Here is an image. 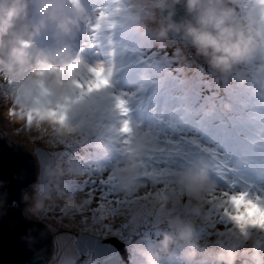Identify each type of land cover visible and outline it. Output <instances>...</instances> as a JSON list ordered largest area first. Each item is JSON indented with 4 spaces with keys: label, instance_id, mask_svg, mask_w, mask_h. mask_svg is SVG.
Here are the masks:
<instances>
[{
    "label": "rangeland",
    "instance_id": "obj_1",
    "mask_svg": "<svg viewBox=\"0 0 264 264\" xmlns=\"http://www.w3.org/2000/svg\"><path fill=\"white\" fill-rule=\"evenodd\" d=\"M82 2L89 13L88 21L82 24L83 28L81 31L83 33L88 32L86 28L90 30L87 23L89 21L95 23L100 11L112 12L117 7L121 10L112 17L116 27L102 31L104 45L109 50V54L115 53L114 56L104 55L103 53L96 55L97 51L92 50L88 45L83 46L84 51L78 52L83 58L85 66L95 67L96 65H103V71L100 73V76L106 74L110 64L114 65L111 79L99 89L94 88L89 92L90 83L88 81L93 74L85 67V72L77 77V84L79 86L73 90L79 91L83 88L91 96L101 95L107 91L115 95L135 93V96H124V99L128 100L127 107L129 108V112L127 116H121L112 102H106L99 106V108L88 107L81 109L76 116V120L72 123L83 121L86 125H89L90 129L86 134L81 135V131L78 129V132L70 139L67 137L68 134H59L57 137L52 135L56 140L72 144V147L68 150L69 155L60 158L56 155L61 150L60 146L54 147L49 142H46V138L49 140L51 136L44 135V138L41 139V132L30 131L27 128H23L20 123H15V120L8 118L7 110L12 107L13 98L18 93H23V91L16 90L15 86L7 78H0V123L4 131L13 141L31 153L36 160L35 150L39 148L43 149L46 156L48 155L47 157L51 156L53 158L54 165L59 163L64 170L62 175L49 177L43 183H39L37 177L34 183L37 186L35 194L40 196L49 194L52 197V202L46 204L43 219L38 220L36 217L27 214L26 209L31 201H28L22 207L26 217L42 222L52 235L51 254L46 264H58L57 259L61 253V247L63 248L62 252L65 251L66 247H71L73 258L68 263L60 264H100L93 260L94 254L92 252L88 256L83 257L76 250V241L82 238L83 240L87 239V236H83L84 234L91 235L97 239L115 237L117 240L123 242L129 251V264H143L139 250L149 244H158L163 234L170 232L169 220L173 218H179L183 222L191 223L194 226L198 256L192 261L187 260L184 255L187 246L178 242L173 247L172 255L165 257L164 264H217L214 260L215 253L224 247L234 248L237 251L238 258L236 264H264V230L248 226L242 231L238 224L223 215L222 210L213 209V205L207 203L208 198L218 191H247L252 198H255L257 195L264 198V182L263 185L255 183V180L258 179H263L264 181V171L253 160V153L251 151L254 147L252 146H247L249 152H229L235 158H231L233 164L229 168L232 170L225 171L224 169L227 179H224L221 175L223 180L216 179L217 174L210 170L209 162L205 156L195 155L193 157V160H198L203 165H206L205 168L208 169L206 170L207 174L213 184L212 189L199 200L186 196L183 190L172 182V177L178 172L194 170L197 166L195 162L192 160L187 167L171 169L166 176V181L170 188V199L167 205L164 206L160 221L151 220L147 223L139 221L140 226L135 231L122 229L117 236L103 231L99 224H94L91 221L89 211L95 194L83 186V182L92 177L91 169L86 165V161H89L93 166H101L108 169L109 173L114 177L116 190L121 197L134 199L138 193L149 190L141 179L143 173L141 165L145 162L148 152L157 146L158 134L170 136L172 139H178L181 135L196 137L204 135V133H198L201 130L198 131L197 124H195L197 125V132L192 131L190 127L178 128L173 125L171 120L163 124L156 115L157 111L153 110L152 106H150L151 103H147L149 95L145 96L146 93L144 91L150 89L155 84V81L161 86V89L167 87L166 84L162 85L160 80L165 75L169 60L175 72L185 74L190 71L191 74L192 71L202 76L212 86L213 92L209 98L199 105L200 108L205 110V112H202V115H208L205 119H210L217 112H222L225 116L231 115L234 108L237 107L235 103L236 99L248 104L251 101L252 104H259L256 97L258 96L257 94L261 93V89L259 83L255 82L254 78L256 80L264 79V71H259L261 67H264V55L258 52L251 62L238 65L227 76H222L214 72L204 58L196 55L195 49L190 44L184 43L181 39H174L169 34V38L164 40L168 43L166 46H162L158 43L161 40L155 39L152 34L155 27L152 22L146 19L132 22L131 17L134 14L142 13L147 3L138 6L135 3L132 5L134 0H82ZM251 2L252 0H249V3ZM137 6L138 8L136 9ZM124 7H130L131 9L127 8L126 11H123ZM237 10L241 15H244L247 11L239 7ZM32 14L34 15V13ZM123 17L124 19H122ZM128 20L130 21L129 27L126 26ZM109 38L111 39V43L108 42ZM138 42H141L143 45H138ZM36 43L40 47H45L46 45L52 46L53 41L49 35L45 34ZM118 43H121L122 49L116 54ZM90 45L92 44L90 43ZM75 49L77 50L76 47ZM99 49L101 50L102 48ZM165 54H167V57H165ZM129 79L132 80L129 81ZM153 79L155 80L152 81ZM127 82H130L131 86H127ZM75 110L76 106H74L73 112ZM243 110L245 111V108ZM84 112L89 114L87 118L84 116ZM113 113L118 115V117H115ZM171 116L173 117V112ZM125 119L130 121L134 135H132L127 144H122L121 142L125 138V135H122L119 129L122 125V120ZM191 127L194 126L191 125ZM140 133L150 135L151 143L138 162L139 174L134 178L136 181V191L128 194L121 191V181L116 175V170L126 162L125 150L135 135ZM249 135L252 138L254 136L252 133H249ZM207 138L212 137L209 135ZM243 155L250 156L254 166L251 163L243 164L236 159ZM225 166H229L228 163L225 162ZM195 170L198 171L200 169ZM73 185H79V190L73 191ZM33 195V189H31L29 196ZM68 197L74 198L77 201L87 199L88 204L82 212L53 208L55 205L56 207L63 205L64 199ZM155 206L156 203L154 202L153 207ZM142 207L132 210L134 220H138ZM197 207L200 209L199 215L193 212V209ZM52 210H57L58 213L62 211L66 218L61 217L59 214V220L52 218L55 213ZM70 214L73 217L74 224L68 227L63 224L70 221ZM258 222H264V219L261 218V221ZM106 223H112V221L109 220ZM120 223L121 220L117 219L115 226L119 227ZM231 231H239L241 235L235 239L231 236ZM245 231L247 235H245ZM80 236L82 237L79 238ZM78 257L79 260L77 261Z\"/></svg>",
    "mask_w": 264,
    "mask_h": 264
},
{
    "label": "clouds",
    "instance_id": "obj_2",
    "mask_svg": "<svg viewBox=\"0 0 264 264\" xmlns=\"http://www.w3.org/2000/svg\"><path fill=\"white\" fill-rule=\"evenodd\" d=\"M177 5H182L186 12L179 22L173 19ZM238 7L246 9V13L241 15ZM88 19L89 13L82 0H0V78L10 80L16 90L31 89L36 81H43L51 93L48 107H54L59 101L74 108L76 101L71 93L79 86L77 77L85 72L84 60L75 50L74 41ZM145 19L155 25L152 33L155 39L167 40L170 33L179 35L184 43L195 49L196 55L222 76H227L238 65L248 64L258 52L264 55V0L251 3L249 0H147L145 10L131 17L132 22ZM45 34L51 37L53 44L40 47L36 41ZM102 71V68L97 69V75ZM259 71H264V67ZM254 80L259 83L264 98V79ZM105 84L106 80L90 83L88 90L91 92ZM9 109L8 118L19 122L18 117L10 115ZM88 115L84 112L86 118ZM32 127L41 133L55 131L66 135L73 131L63 121L55 130L49 120L34 122ZM150 143L147 133L135 135L130 141L125 150L127 160L116 170L122 192L132 194L136 191L134 178L139 174L138 162ZM63 171L57 163L46 168L45 175L59 176ZM172 182L195 200L203 198L213 187L204 168L178 172ZM31 187L33 196L23 194L24 201H31L26 212L41 220L52 197L35 194L37 186ZM87 204V199L77 201L68 197L63 207L82 212ZM256 210L246 209L249 215ZM193 212L199 215L200 209L194 208ZM169 228L170 232L164 233L158 244H149L139 250L143 264H164L165 257L172 255L178 242L187 246L184 253L187 260L197 258L194 226L173 218L169 220ZM235 234L241 235L239 231ZM237 258V251L229 247L221 248L214 256L217 264H236Z\"/></svg>",
    "mask_w": 264,
    "mask_h": 264
},
{
    "label": "snow or ice",
    "instance_id": "obj_3",
    "mask_svg": "<svg viewBox=\"0 0 264 264\" xmlns=\"http://www.w3.org/2000/svg\"><path fill=\"white\" fill-rule=\"evenodd\" d=\"M120 10L117 7L112 12L100 11L95 23H88L94 45L97 42V37L104 29L116 27L112 17ZM108 42L111 43L110 38ZM82 51L83 49H80L79 53ZM109 55L114 56L115 53L112 52ZM165 57H167V54H165ZM85 67L93 74L88 82L96 83L99 80H110L114 65L110 64L103 76L97 75V69L103 68V65H96L95 67L86 65ZM160 83L167 85L174 99L180 102L178 107L184 113L188 109L195 112L199 105L206 101L213 92L212 86L202 76L192 71L191 74L190 71L185 74L175 72L170 60ZM50 95L47 85L43 81H36L33 88L18 93L13 98L12 107L9 109L10 115L24 120L27 129H32L34 122L39 123L49 120L55 130L56 125L63 121L66 126H75L80 129L81 135H83L89 131L90 126L83 121H77L74 125L72 123L76 120V116L81 109L99 108L106 102H112L121 116H127L129 112L128 100L124 99V96H135L136 94L121 93L115 95L107 91L101 95L91 96L86 89L73 90L71 96L76 101L75 112H73V105H64L59 101L55 103L54 107H48L47 100ZM235 103L237 107L229 116L217 112L210 119L200 118L195 120L198 131L203 130L204 133L200 137L181 135L178 139H172L170 136L158 134L157 146L148 152L145 162L141 165L143 169L141 179L149 190L138 193L134 199L120 196L116 190L114 177L107 168L93 166L89 161H86V165L91 169L92 177L85 180L83 186L95 194L89 211L91 221L94 224H99L103 231L114 236L119 235L122 229L135 231L140 226L139 221L147 223L155 220L159 222L164 206L167 205L170 199V188L166 176L171 169L190 164L195 155L205 156L209 162L210 170L227 179L224 174L226 166L221 149L232 153H244L248 151L245 143V141H248L258 149L253 155V160L264 171V105L252 104L250 110L245 112L243 109L248 107L247 104L239 99H236ZM195 116L197 115H191L189 118ZM119 132L125 135L121 143L127 144L134 135L129 120H122ZM249 133H252L255 138L253 139ZM209 135L212 138H207ZM40 138L43 139L44 134L41 133ZM48 142L54 147L60 146L61 150L56 153L58 157L64 158L69 155L68 150L72 147V144L56 140L54 137H51ZM227 170L231 171L232 169L228 168ZM72 190L78 191L79 185H73ZM154 202L156 203L155 207H153ZM207 203L213 205V209L222 210L223 215L238 224L242 231L248 226L264 230V222H258L264 216V198L259 195L252 198L247 191H218L208 198ZM141 206H143L141 215L138 220H134L132 210ZM245 209L257 210L249 215V212ZM59 215L66 218L62 211H59ZM117 219L121 220L119 227L115 226ZM109 220L112 223H106ZM245 235H247L246 231Z\"/></svg>",
    "mask_w": 264,
    "mask_h": 264
},
{
    "label": "water",
    "instance_id": "obj_4",
    "mask_svg": "<svg viewBox=\"0 0 264 264\" xmlns=\"http://www.w3.org/2000/svg\"><path fill=\"white\" fill-rule=\"evenodd\" d=\"M185 16L184 7L177 5L173 19L179 22ZM170 36L181 39L174 33ZM35 154L37 160L13 141L0 123V264H46L51 254L49 230L42 222L26 217L22 210L27 203L23 194L29 195L37 177L39 183L45 182L49 178L45 169L54 165L53 158L47 157L43 149H36ZM83 236L87 239H78L75 245L81 256L92 252L93 260L100 264H129V251L115 237Z\"/></svg>",
    "mask_w": 264,
    "mask_h": 264
},
{
    "label": "trees",
    "instance_id": "obj_5",
    "mask_svg": "<svg viewBox=\"0 0 264 264\" xmlns=\"http://www.w3.org/2000/svg\"><path fill=\"white\" fill-rule=\"evenodd\" d=\"M154 80L155 79H153L152 81H154ZM159 89H161V86L158 85L157 81H155V84L150 89L144 91V93H146L145 96L149 95L148 98H147V103H151L150 106H152V109L156 110L157 112H158V109H159L160 106L164 107L165 113H169L170 117L168 119H172L173 120V125H175L176 127L182 129L183 125H189V126L193 125V126H195V124H196L195 120H199L200 118L201 119H205V117L208 116L206 114L202 115V112H205V110L203 108H200V107H198V109L195 112H193V110H191V109H188V111L186 113H184L183 110L179 109V107H178L180 102L178 100L174 99V97L172 96V94H171V92L169 90L167 91V93L164 96H162V95H159L160 92L157 91ZM165 89H161V90H165ZM257 95L258 96L256 98L259 101V105H264V98L261 97V93H259ZM245 104L248 105V107H245V112H247L251 108L252 101L250 102V104H248V103H245ZM150 106H149V108H150ZM172 112H173V117L171 116ZM191 115H197V116H195L194 118L190 119L189 116H191ZM200 116H202V117H200ZM115 117H118V115L115 114ZM157 117H159V116L157 115ZM110 120H112V118H110ZM166 120L163 119L162 117L160 119V121L163 124H165L167 122ZM74 124L75 123H73V125ZM201 132L203 133V130H201ZM245 143L247 144V146L251 145L250 143H248V141H245ZM221 154H222L225 162L228 163L229 166H231L233 164V162H232V160L230 158V154L229 153H225V151L222 150V149H221ZM192 160H193V158H192ZM193 161L197 165L195 167V169L204 168L205 170H208L207 168H205L206 165H203L202 162H200L198 160H193ZM187 166H184V167H187ZM229 166L225 167V171H227ZM224 174L226 175V172H224ZM216 179L223 180L220 174H217V178Z\"/></svg>",
    "mask_w": 264,
    "mask_h": 264
},
{
    "label": "bare ground",
    "instance_id": "obj_6",
    "mask_svg": "<svg viewBox=\"0 0 264 264\" xmlns=\"http://www.w3.org/2000/svg\"><path fill=\"white\" fill-rule=\"evenodd\" d=\"M134 3L135 4H137L138 6H141L143 3H147V0H134V2H133V4L132 5H134ZM138 6L136 7V9L138 8ZM127 8L128 9H131L130 7H124V9H123V11H126L127 10ZM133 8V7H132ZM122 19H124V17L122 18ZM130 23V21L128 20V22H127V27H129V24ZM129 32V31H128ZM130 33H131V31H130ZM158 43L159 44H161L162 46H166V44L168 43V42H166V41H164V40H161V41H158ZM138 45H143L141 42H138ZM117 51H116V54L117 53H119L120 52V50L122 49V46H121V44L120 43H118L117 44ZM123 51H124V49H123ZM120 55H122V54H120ZM125 56V55H124ZM132 79H129V81H131ZM169 89H168V87L165 89V90H161V89H159V90H157L158 92H160L159 93V95H162V96H164L166 93H167V91H168ZM23 92H25L26 90H22ZM15 123H20V125L23 127V128H26L25 127V122L23 121V120H21L20 119V121L19 122H16L15 121ZM73 128V131H72V133H70V134H68L67 135V137H68V139H70V138H72L73 137V135L75 134V133H77L78 132V128H76L75 126H73L72 127ZM30 131L31 130H34L35 132H40V131H38V130H36V129H34L33 127H32V129H29ZM15 131V130H14ZM27 131V130H26ZM44 133V135H48V136H51L52 137V135H54V136H56L57 137V135H59L57 132H55V131H52V132H48V131H44L43 132ZM49 140H48V138H46V142H48ZM53 208H61V209H64V211H66V209L63 207V205H59L58 207H56V205L53 207ZM58 212H57V210L55 211V213H54V215H53V217L52 218H55V219H58L59 220V216H58ZM72 215L70 214V216H69V218H70V221H67V223H65V224H63V225H65V226H70L71 224H74V222H73V217H71ZM230 231V230H229ZM236 232L235 231H231V236L232 237H234L235 239L236 238H238V235H236L235 234ZM71 247H66L65 248V251L64 252H62V250H63V248L61 247V253H60V255H58V259H57V262H58V264H60V263H68V261L69 260H72V250L70 249Z\"/></svg>",
    "mask_w": 264,
    "mask_h": 264
}]
</instances>
